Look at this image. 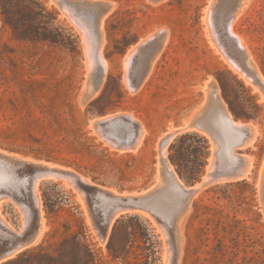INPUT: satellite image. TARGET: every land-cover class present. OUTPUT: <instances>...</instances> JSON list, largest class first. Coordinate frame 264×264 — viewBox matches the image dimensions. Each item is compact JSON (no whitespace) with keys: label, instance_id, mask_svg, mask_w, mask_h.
I'll use <instances>...</instances> for the list:
<instances>
[{"label":"rangeland","instance_id":"1","mask_svg":"<svg viewBox=\"0 0 264 264\" xmlns=\"http://www.w3.org/2000/svg\"><path fill=\"white\" fill-rule=\"evenodd\" d=\"M41 1L56 14L55 23L72 36L59 43L19 40L0 15V142L11 145L0 147L60 167L64 172L59 174L67 175L41 178L42 225L36 219V236L0 259V264L25 249L34 264L39 260L75 264L74 244L65 247L61 243L72 233L91 249L93 264H133L136 256L141 261L148 237L157 251L153 264H165L167 244L157 219L171 229L177 252L174 264H264V94L232 64L233 53L226 46L231 39L225 37L227 24L222 14L224 9L236 13L235 31L246 40L251 61L264 77V0ZM64 4L89 30L101 25L108 68L95 88L91 81L98 77L100 65L89 70L85 33ZM208 8L217 28L206 21ZM137 45L141 50L136 51ZM150 49H154L153 55L144 75L139 76L132 66L136 61L142 63ZM127 75L132 86L125 82ZM221 80L236 108L250 117H234ZM224 106L231 118L256 129L252 143L227 141L215 128L213 120ZM123 112L124 122L114 118L118 124L113 119L105 129L117 139L128 136L135 127L126 113L135 116L145 129L135 149L112 146L93 125L94 120ZM197 120H203L209 130L190 126ZM121 128L127 130L126 135ZM173 130L176 134L167 144L164 159L176 177L191 184L207 171L203 177L207 185L197 183L200 187L190 195L174 186L172 193L166 194L163 189L167 186L156 185L164 177L160 147ZM244 133H249L248 128ZM241 155L252 158L244 177L232 171ZM173 158L185 165L183 174L189 180L181 175ZM212 161L213 175L209 174ZM24 181L20 185L26 192ZM80 184L87 188L97 184L120 196L131 195L141 205L117 210L105 237L101 228L120 200L93 195L89 203L88 192ZM146 192L150 195L142 198ZM153 198L157 205L150 208L146 204ZM1 199V212L14 228L12 232H21L25 224L20 203L6 196ZM122 212H128L121 217L130 226L126 233L115 236L114 246L129 253L114 258L108 243ZM0 240L5 245L11 243Z\"/></svg>","mask_w":264,"mask_h":264},{"label":"bare ground","instance_id":"2","mask_svg":"<svg viewBox=\"0 0 264 264\" xmlns=\"http://www.w3.org/2000/svg\"><path fill=\"white\" fill-rule=\"evenodd\" d=\"M232 2H234V0L231 1V3ZM235 4H238L237 1ZM64 7L66 8L69 15L72 16L75 23H77L81 27L82 31L85 33V35L84 34L83 35L85 36L86 42L88 43L87 46L89 47V53H88L89 59H90V62L88 65V68L90 67L89 70H92V68L95 67L97 64L100 65V70L98 69L100 71L98 77L96 76L97 78H94L91 81L92 87L95 88L100 84L102 79L105 77L106 71L108 68V63H107L105 56H104V53L102 51V44H103L104 39H102L103 35L101 32V29H102L101 25L98 23V26H97V29L99 31L98 33L100 35L99 37H101L100 38L101 42H100V41H98V38L96 36V32H97V29L95 28L96 26L94 27V25H92V29L89 30L85 24H83L80 20H78L75 17V13L72 14V12L70 10L71 8H69L66 4H64ZM72 11H73V9H72ZM238 11H239V9H238ZM222 12H223L222 13L223 14V20L227 24L226 25L227 30L224 31V34H225V37L227 40L229 37L231 39V41L228 40V45H226V46H228V48L230 47L229 49L232 50L233 57L230 58V60L232 59V64H234L235 66H237L241 70L242 75H244L243 77L248 82H253V83L255 82L254 83L255 85H258V87L260 86L262 88L263 94H264V77L262 76V74L259 71H257V69H256L257 67L255 68V66L253 65V63L251 61L252 55L250 56L248 51L246 50V46L248 47L246 40L243 38L245 40V41H243L242 38L235 31V27H234L235 24L234 23H235L236 13H232L228 9H224ZM206 15H207L206 16L207 23L209 25L211 24L212 25L211 28H213V26L216 24H214V17H213V14L211 13V8H208ZM100 18H101V16L99 17V20H100ZM217 18H219V17H217ZM220 21H221V19H220ZM220 24H222V23H220ZM215 28H217V27H215ZM218 36H215L216 40H217ZM238 40H239V45H238ZM218 41H220V40L218 39ZM223 42L225 43V40ZM220 43H222V42H220ZM223 46H224V44H223ZM239 46H241L243 48V51H240ZM134 47H135V45H134ZM153 51H154V49H152V50L150 49V51L144 53V58H142V63H139L136 61L135 64H133V66H132L133 70L137 75H139V76L144 75L146 63L152 57ZM226 51H225V53H226ZM226 56H227V54H226ZM228 56H230V55H228ZM128 58H130V57H128ZM128 58L126 59V65H129V63H128L129 59ZM230 64H231V62H230ZM128 73H129V71H128ZM132 73H133V71H132ZM239 73H240V71H239ZM129 78L130 77H128V75L125 76V82L130 83V85H131V80ZM221 101H223V100H220L219 102H221ZM228 113L229 112H228L227 107L224 106L223 110L213 120L215 128H217V130L220 131L222 136L227 141L233 140L234 142L237 143L240 140H242V141H245L248 143H252L254 138L256 139L255 136H257L256 135V133H257L256 129L252 128L249 123H243L240 121H236L235 119L231 118L230 114H228ZM126 114L125 115L131 119L130 121H132L131 126L135 127L134 130L132 129L133 131H128V133H127L128 136L117 139V137L115 138V136L109 135L105 129L106 128L105 124L107 122L112 121L114 118H117L118 120H120V122H124V118H123L124 112L107 115V116L102 117L99 120H97L96 121L97 122V124H96L97 131L96 132H98L100 134V136L106 140L105 142L110 143L112 146H115L116 148L119 147L120 149H135L140 145V143L143 139V136L145 135L144 134L145 129H144L142 124L138 123V119L135 116H133L131 114L128 115V113H126ZM115 121L117 122V120L114 119V122ZM115 124H118V122ZM190 126H192L194 128H196V126H198V127H200L201 130H206V131L209 130L208 129L209 126L203 120H201L200 122L198 120L196 122H192V124ZM245 128H248L249 133H244ZM108 130H110V129H108ZM179 130H181V129H179ZM121 131H122V133H124L127 130L121 128ZM174 134H176L175 130H173L168 135H166V139L163 142L162 146L160 147L161 148L160 154H161L162 159H163L162 166L164 167V177L161 175L163 178L160 177L161 179L157 182L156 185L158 187L167 186V188L163 189V193H166V194L172 193V186H174L176 189H179L182 194L187 193L190 195V194H193L195 191L192 190L191 187H188L185 183H183L178 178V176L176 177L177 174H175L172 171L171 165L164 159V157L166 156L167 144L170 143L169 140L171 139V137ZM117 136H118V134H117ZM243 157L244 156L241 155V159H240L239 163L232 170V171L237 170V172H238L237 175L239 177L246 176L248 174V172L250 171V168L252 166V160H251L252 158L251 159H243ZM160 168H161V166H160ZM167 169L170 172H166ZM209 169H211V171H213L209 174L213 175L215 173L213 161L211 162V166ZM59 172L62 173L64 171L60 167H56V166H53L51 164L40 163L36 160H33L32 158L30 159V158L24 157L22 155L10 153L6 150L0 149V200H2L1 197L6 196V197H10V198L14 199L16 202L20 203L19 206H21V210H23L22 214L24 216V222L23 223L25 224V226L23 227V230L21 232L20 231H19V233L18 232L17 233L12 232V231H14V228L4 218L3 213L1 212V201H0V237L3 238V240L5 239V240H8L11 242L8 245H5V243L4 242L1 243V240H0V259L5 258L10 254L12 255V253L14 254L15 251L17 252V250L22 248L24 246V244H26V242H28L30 239H32L36 236L37 232H36L35 224H34L35 220L37 219V221H39V225L40 224L42 225V206H41L42 204H41V197H40V191H39V181L44 176L45 177L46 176L47 177H57ZM220 172L221 171H217L216 174L220 173ZM63 174H61V175L59 174L60 175L59 177H61ZM66 175L67 174H64V176H62L61 178L66 177ZM261 175L262 174H260V176ZM222 177H224V176H222ZM24 178L27 182V186L24 185V187H26V189H27V190L25 189L26 192L22 189V187L20 185V183L25 182ZM73 179L75 180V178H73ZM209 179H210V177H209ZM74 180H73V182H74ZM81 182H83L82 179H81ZM76 185L77 184H75V186ZM199 187H200V184L199 185L197 184L196 188H199ZM88 188L91 190L93 195H95V196L97 195L98 197H105V198L107 197V198L117 199V200H120V198H121L120 195L112 193L108 190H104L102 187L98 186L97 184L96 185L88 184ZM79 190H81V188H79ZM141 195H142L141 196L142 198H146L150 195V193L146 192V193H142ZM84 196L86 197L85 194H84ZM157 201L158 200L153 198L151 200V202L146 204V205L148 207L150 206V208H151V207L157 205ZM89 203H90V200H89ZM112 209H114V207H112L110 209V213H111ZM116 212H114L111 216L109 213L107 220L105 221L103 227L101 228V232L105 237L108 234V231L111 227L112 221L116 215ZM157 222L163 226V232H164L163 234H165V239H166V244H167V253H166L165 264H174L175 263V256L177 255L176 254L177 252L175 251L171 229H170L169 225L167 224V222L161 221L159 219H157ZM39 229H40V227H39ZM39 231L40 230H38V232Z\"/></svg>","mask_w":264,"mask_h":264},{"label":"trees","instance_id":"3","mask_svg":"<svg viewBox=\"0 0 264 264\" xmlns=\"http://www.w3.org/2000/svg\"><path fill=\"white\" fill-rule=\"evenodd\" d=\"M0 15L4 23L11 26L14 36L19 40H46L50 43L64 42L65 39H71V33L65 32V28L55 23L56 14L54 11L47 8L41 0H0ZM264 70V61H263ZM221 85L225 97L227 98L231 111L236 118L250 117L251 115L243 110H238L235 106L234 100L229 98L228 90L224 82L221 80ZM0 145L11 147L10 144L0 142ZM173 161L178 164L181 175L189 180L190 177L185 176L183 169L185 165L178 158H173ZM48 211L52 208L47 204ZM128 225L124 218L120 217L113 227V233L109 241V249L114 258L124 257L129 253L126 248H115L114 239L119 232L126 233ZM148 237V245L144 247L146 252H142L141 261L136 256L137 261L133 264H153L156 257V246L150 242ZM62 245L67 247L69 244L75 246V264H93V253L91 249L83 243L77 233H72L63 238ZM32 255L27 254V249L20 252L15 257L5 260L1 264H34L31 259ZM139 261V262H138ZM39 264H44L39 260Z\"/></svg>","mask_w":264,"mask_h":264},{"label":"water","instance_id":"4","mask_svg":"<svg viewBox=\"0 0 264 264\" xmlns=\"http://www.w3.org/2000/svg\"><path fill=\"white\" fill-rule=\"evenodd\" d=\"M136 49H137V51H139V50H141V46L140 45H137L136 46ZM85 97H88V95H86ZM234 115V114H233ZM235 117V116H234ZM236 118V117H235ZM96 119V118H95ZM236 119H238V118H236ZM96 124H97V122L94 120V122H93V125L94 126H96ZM0 149H3V150H6V151H8V152H10V153H16V154H18L17 152H15V151H11V150H8V149H5V148H2V147H0ZM36 159V158H35ZM37 160H42V159H37ZM46 162H52V161H49V160H45ZM52 163H54V162H52ZM207 174V171L205 172V174H204V176ZM203 176V177H204ZM203 177L200 179V180H198V181H196V182H194V183H186V185L187 186H189V187H191L192 188V190H194V191H196V190H198V188H196V184L197 183H200L202 186H205V185H207V182H205L204 181V179H203ZM101 185V184H100ZM81 188H84L87 192H88V196H89V200L93 197V193L91 192V190L89 189V188H87L86 186H83V185H81L80 186ZM124 191H127L128 193H131V192H133V191H130V190H121L120 192L121 193H123ZM121 198H120V201L115 205V207H114V209H112V211H111V213H110V216L114 213V212H116L117 210H121L122 208H123V206H125V205H129V204H131V205H141L139 202H137L136 201V198L135 197H133V196H120ZM128 212H122V213H120V215H119V217H117V219L115 220V223L117 222V220L121 217V216H123V215H125V214H127ZM114 223V224H115Z\"/></svg>","mask_w":264,"mask_h":264}]
</instances>
